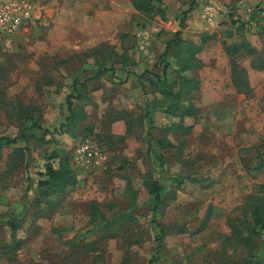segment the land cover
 Instances as JSON below:
<instances>
[{
	"label": "rangeland",
	"instance_id": "obj_1",
	"mask_svg": "<svg viewBox=\"0 0 264 264\" xmlns=\"http://www.w3.org/2000/svg\"><path fill=\"white\" fill-rule=\"evenodd\" d=\"M32 1L42 18L0 40V136L28 127L0 147V264L14 243L17 264H220L228 218L264 198V0ZM48 163L75 182L46 196Z\"/></svg>",
	"mask_w": 264,
	"mask_h": 264
},
{
	"label": "trees",
	"instance_id": "obj_2",
	"mask_svg": "<svg viewBox=\"0 0 264 264\" xmlns=\"http://www.w3.org/2000/svg\"><path fill=\"white\" fill-rule=\"evenodd\" d=\"M132 3L134 7L141 13L152 15L161 10L164 0H132ZM193 5L194 3H192V6L189 8V11L193 8ZM238 49V47H234V50L231 53H236ZM231 53L228 52V54ZM77 81L78 79H76L73 83L74 89L77 86ZM160 91L168 97L175 99L176 103L180 101L184 93L182 88L176 89L174 87L162 88L160 89ZM72 97L74 96L68 95L67 97L68 110L70 112L68 120L73 119V115L75 113ZM170 112H172V114L175 113L174 110ZM29 119H31V123L29 124L30 126H34L40 129L42 128L35 121V118L33 116H30ZM27 129L28 127L25 125V123H22L21 132L19 135L14 137L1 135L0 147H2L3 145L17 143L19 139H25V132ZM44 132L46 133L47 131L45 130ZM54 156H57V154H55ZM258 167L260 168V165H258ZM60 170L61 169L56 168L53 163L47 164L46 174L48 175V178L40 180V188L42 190H45L46 196L58 192L62 190L65 186L71 185L75 182L74 174L72 173V171L70 173V170ZM150 184L152 186V192L156 194V200L158 201L159 191L161 188L157 182H151ZM262 188L264 190V185H262ZM243 208L244 210L242 216L228 218V224L231 228V232L229 234L223 235L224 241L222 246L220 264H252V260L254 257L256 258L254 264H264V256H260L257 252L254 253V249L258 246V243H254V237L255 235H257L256 237H259L264 233V198L260 197L259 200L256 202H254V199L251 198L250 205L248 207L244 205ZM250 216L252 217V219L250 218ZM7 224L11 226L12 230H15L18 227V222L15 220L10 219ZM110 225L112 224H107V226ZM114 235H118V232ZM112 236L113 235H111V237ZM13 245L15 247L18 246L17 243H14ZM13 245H7L3 253L8 256V260L17 264V258L15 254L16 249ZM240 246H244L246 248L249 254L247 255L248 257H245L244 259H241L239 261L232 260V254L235 253V251H237L238 247ZM9 247L11 248V250H8V252H6ZM229 250H231L230 253ZM154 262L155 260L151 259L150 264H154Z\"/></svg>",
	"mask_w": 264,
	"mask_h": 264
},
{
	"label": "built area",
	"instance_id": "obj_3",
	"mask_svg": "<svg viewBox=\"0 0 264 264\" xmlns=\"http://www.w3.org/2000/svg\"><path fill=\"white\" fill-rule=\"evenodd\" d=\"M43 16L42 9L32 0H0V40L10 44L15 36ZM102 159L99 148L91 141L82 143L76 160L98 163Z\"/></svg>",
	"mask_w": 264,
	"mask_h": 264
}]
</instances>
